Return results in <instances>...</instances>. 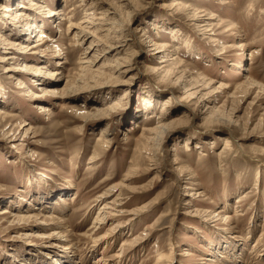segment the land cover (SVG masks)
<instances>
[{"label": "rangeland", "instance_id": "374dc122", "mask_svg": "<svg viewBox=\"0 0 264 264\" xmlns=\"http://www.w3.org/2000/svg\"><path fill=\"white\" fill-rule=\"evenodd\" d=\"M0 111V264H264V0H0Z\"/></svg>", "mask_w": 264, "mask_h": 264}, {"label": "bare ground", "instance_id": "6f19581e", "mask_svg": "<svg viewBox=\"0 0 264 264\" xmlns=\"http://www.w3.org/2000/svg\"><path fill=\"white\" fill-rule=\"evenodd\" d=\"M19 7H21V6H19ZM23 12L24 11H22V12H17V13H15V17H18V18H23ZM48 12V14H49V12H51V11H47ZM26 15V14H25ZM25 19L26 20H29L30 18L28 17V16H26L25 17ZM31 20V19H30ZM29 23V24H28ZM34 23H32L31 24V22H27L26 23V25L29 27V28H33L35 25H33ZM35 27H39V26H35ZM36 29V28H35ZM39 35V39H42L43 37H44V35H43V33L41 32V33H39L38 34ZM39 39L37 40V41H39ZM8 45H11V43H7ZM163 44V43H162ZM16 46H17V44H15ZM165 46V45H164ZM163 46V47H164ZM41 47H43V45L42 44H37V45H35V46H31L28 50H31V49H34V48H41ZM92 47H95L96 48V45L94 46V43L92 42V44L90 45V47H89V50L92 48ZM22 49L23 48H27L25 45H22V47H21ZM94 50V48H92V50L91 51H93ZM159 51H161V50H159ZM162 52H164V50H162ZM93 54H97L96 53V51H93ZM92 58V59H91ZM90 58V60L88 59L87 60V62H84V63H86L87 64V66L85 67V68H88V69H90L91 67H93V65H94V63L96 62V60L98 59V56L97 57H91ZM160 62H164L163 60H161ZM83 63V64H84ZM41 69H43V68H41ZM116 71H118L117 69H116ZM194 93L195 92H192V93H190V94H188V96H186V97H182V99L185 101V102H189V101H191V100H187V98H189L190 97V99H193L194 97H191L192 95H194ZM4 114V112H1L0 111V115H3ZM25 125V124H24ZM230 145H231V143L229 142V140H227L226 142H225V146H224V148L226 149V148H228V147H230ZM105 209H109L107 206H105L104 205V207L102 208V210H105ZM4 213H6V212H3V214ZM227 219H229V218H227ZM226 219V220H227ZM104 220H105V217H101L99 220H97L96 221V225L98 226L99 225V227H97L98 229H100L101 227H102V225L104 224ZM96 227V226H95ZM94 227V228H95ZM172 250L173 249H170V252H172ZM169 255H170V253H169ZM167 256L168 255H165V254H162V253H157L156 254V256H155V261H154V264H160V263H162L163 261H165L166 262V264H169L170 263V258H167ZM164 262V263H165Z\"/></svg>", "mask_w": 264, "mask_h": 264}]
</instances>
